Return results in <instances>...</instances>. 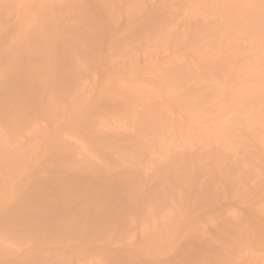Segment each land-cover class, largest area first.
Here are the masks:
<instances>
[{"label": "bare ground", "instance_id": "bare-ground-1", "mask_svg": "<svg viewBox=\"0 0 264 264\" xmlns=\"http://www.w3.org/2000/svg\"><path fill=\"white\" fill-rule=\"evenodd\" d=\"M0 264H264V0H0Z\"/></svg>", "mask_w": 264, "mask_h": 264}]
</instances>
